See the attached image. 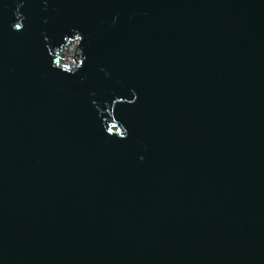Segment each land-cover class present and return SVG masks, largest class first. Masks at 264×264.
Returning a JSON list of instances; mask_svg holds the SVG:
<instances>
[{"label":"water","instance_id":"obj_1","mask_svg":"<svg viewBox=\"0 0 264 264\" xmlns=\"http://www.w3.org/2000/svg\"><path fill=\"white\" fill-rule=\"evenodd\" d=\"M4 4L0 264H264V0ZM72 26L76 77L44 41ZM132 88L106 135L92 100Z\"/></svg>","mask_w":264,"mask_h":264},{"label":"clouds","instance_id":"obj_2","mask_svg":"<svg viewBox=\"0 0 264 264\" xmlns=\"http://www.w3.org/2000/svg\"><path fill=\"white\" fill-rule=\"evenodd\" d=\"M15 10L13 12L14 20L10 24V28L13 32H18L23 30L24 22L26 17L20 11L24 6L25 0H14ZM45 7H47V0H44ZM0 6H7L4 4V0H0ZM113 23L116 22L117 16H113ZM46 55L49 59V66L60 73L67 75L69 77H76L78 73L83 69L86 61L88 60V55L86 54V49H89L85 35L81 30L72 26L62 33V36L58 43L49 42V37L44 36ZM110 74L105 71V76ZM81 80L84 76L79 77ZM131 93V98L127 99L124 96H115L111 102H103V107L97 102V100H92V104L95 106L97 117L101 122V126L106 135L115 136L116 139L126 140L129 136V128L125 123L117 118L116 109L117 105L121 103H127L132 105L137 102L139 96L137 91L132 88L129 89ZM92 95H95L93 93ZM106 113V115H105ZM141 160L144 159L143 156L140 157Z\"/></svg>","mask_w":264,"mask_h":264}]
</instances>
